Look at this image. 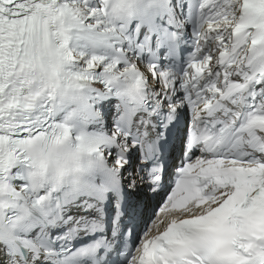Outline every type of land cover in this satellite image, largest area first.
<instances>
[{
	"label": "snow or ice",
	"instance_id": "1",
	"mask_svg": "<svg viewBox=\"0 0 264 264\" xmlns=\"http://www.w3.org/2000/svg\"><path fill=\"white\" fill-rule=\"evenodd\" d=\"M153 3L0 0V264H264V0H198L183 72L76 54L86 20L128 39ZM58 81L110 128L108 97H127L130 130L87 134V168H52L50 145L85 147L56 120ZM108 207L127 213L115 235L96 226Z\"/></svg>",
	"mask_w": 264,
	"mask_h": 264
},
{
	"label": "clouds",
	"instance_id": "2",
	"mask_svg": "<svg viewBox=\"0 0 264 264\" xmlns=\"http://www.w3.org/2000/svg\"><path fill=\"white\" fill-rule=\"evenodd\" d=\"M116 23L117 21H113ZM93 38L88 41V44L91 47L97 48L100 47L105 41L104 36L100 33L94 32ZM41 76L48 78V72L47 70H41ZM58 86L55 89L57 100L60 104L64 105L68 109L69 113V121L74 122V117L77 113H79L84 106L87 103L86 93L83 89L79 88L75 82H63L58 81ZM119 87L122 89L131 87V82H128L127 84L124 81H118L116 82ZM127 100V97L121 98V103L125 102ZM76 134H84L85 140L84 148L81 150H77L73 145L75 144L74 139L72 141H64L60 144H52L50 145V150L54 154L52 159V168L55 167V157L58 155L62 159L68 160L73 167L76 166H83L87 168L90 163H96L97 158L95 154H90L87 151L88 146V139H87V133L82 131L77 133L75 126H73V136ZM51 170V169H50Z\"/></svg>",
	"mask_w": 264,
	"mask_h": 264
},
{
	"label": "bare ground",
	"instance_id": "3",
	"mask_svg": "<svg viewBox=\"0 0 264 264\" xmlns=\"http://www.w3.org/2000/svg\"><path fill=\"white\" fill-rule=\"evenodd\" d=\"M90 7H93V8H96V4L92 3L89 5ZM87 23L93 25L94 27V30L95 31H98L101 27V25L99 27H96L95 26V21L94 20H86ZM89 44H88V41H84V42H80V43H75L73 45L75 51H76V54L78 56H80L82 54V60L84 63H87L89 60H91L92 58L90 57V54H89ZM98 60H102L104 64H107V63H110L109 61V58H105V56L103 54H100L99 56L96 57Z\"/></svg>",
	"mask_w": 264,
	"mask_h": 264
}]
</instances>
